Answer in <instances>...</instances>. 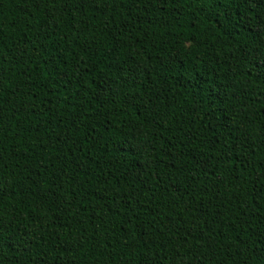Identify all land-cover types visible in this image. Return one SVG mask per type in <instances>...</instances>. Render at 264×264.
I'll return each instance as SVG.
<instances>
[{"label":"trees","instance_id":"trees-1","mask_svg":"<svg viewBox=\"0 0 264 264\" xmlns=\"http://www.w3.org/2000/svg\"><path fill=\"white\" fill-rule=\"evenodd\" d=\"M264 0H0V264H264Z\"/></svg>","mask_w":264,"mask_h":264},{"label":"snow or ice","instance_id":"snow-or-ice-1","mask_svg":"<svg viewBox=\"0 0 264 264\" xmlns=\"http://www.w3.org/2000/svg\"><path fill=\"white\" fill-rule=\"evenodd\" d=\"M259 29L261 32V40H260V45L256 49V52L260 60V68L261 70H264V21H261V24L259 25Z\"/></svg>","mask_w":264,"mask_h":264}]
</instances>
